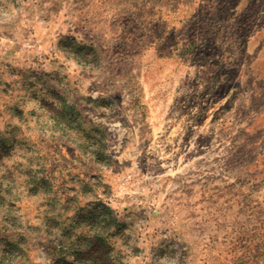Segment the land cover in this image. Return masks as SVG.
<instances>
[{"label":"rangeland","instance_id":"obj_1","mask_svg":"<svg viewBox=\"0 0 264 264\" xmlns=\"http://www.w3.org/2000/svg\"><path fill=\"white\" fill-rule=\"evenodd\" d=\"M127 1L0 0V264H264V34L221 121L161 122Z\"/></svg>","mask_w":264,"mask_h":264},{"label":"crops","instance_id":"obj_2","mask_svg":"<svg viewBox=\"0 0 264 264\" xmlns=\"http://www.w3.org/2000/svg\"><path fill=\"white\" fill-rule=\"evenodd\" d=\"M230 1H234L231 6ZM144 2L141 15L135 13L136 23L125 25L124 32L130 37L125 42V50L128 62L134 58L154 60L159 119L169 121V109L182 112V107L189 106L188 97L198 101L202 97L204 114L208 118L211 115L213 123L221 121V116L245 93L244 88L248 86L245 74L248 78L255 76L252 66L258 58L247 62L248 55L258 50L264 24H259L258 19L251 22L255 18L251 23L240 19L259 16L258 10L252 8V2L258 0ZM119 6L118 0H92L87 7L98 19L106 18L107 26H111ZM243 59L248 69L243 68ZM255 79L259 81L258 77ZM247 118L251 117L246 115Z\"/></svg>","mask_w":264,"mask_h":264}]
</instances>
